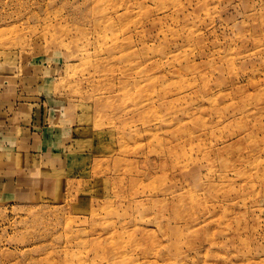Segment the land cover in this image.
<instances>
[{"label": "rangeland", "instance_id": "obj_1", "mask_svg": "<svg viewBox=\"0 0 264 264\" xmlns=\"http://www.w3.org/2000/svg\"><path fill=\"white\" fill-rule=\"evenodd\" d=\"M0 95V264H264V0H0Z\"/></svg>", "mask_w": 264, "mask_h": 264}, {"label": "crops", "instance_id": "obj_2", "mask_svg": "<svg viewBox=\"0 0 264 264\" xmlns=\"http://www.w3.org/2000/svg\"><path fill=\"white\" fill-rule=\"evenodd\" d=\"M24 107L25 104L19 105L13 102L12 97H3L0 95V142H2L4 149L9 152L5 154L9 159L0 160V194L3 196L15 191L6 190L5 183L8 180L6 177L15 176L16 173H19V175L23 177L22 173L27 174L29 168H31L30 163L32 162V158H36L40 155H50V164L55 161V155L50 151L49 146L45 147L38 145L32 148L35 135L32 136L29 131L26 132V130H24V126H27V123L24 121L26 119L23 117L26 110V107ZM21 127L23 130H21ZM13 134H15V136ZM3 139H5V141H3ZM36 141L38 142L37 139ZM17 148L25 152L30 149L32 152H27L28 154H19L15 152ZM42 149L44 150L41 151ZM12 150H14V153ZM26 183H28L27 180Z\"/></svg>", "mask_w": 264, "mask_h": 264}]
</instances>
